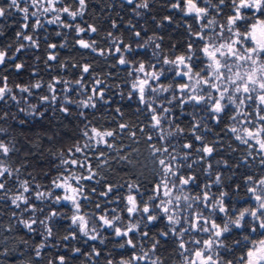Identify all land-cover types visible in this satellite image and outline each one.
Wrapping results in <instances>:
<instances>
[{
    "label": "snow or ice",
    "instance_id": "obj_1",
    "mask_svg": "<svg viewBox=\"0 0 264 264\" xmlns=\"http://www.w3.org/2000/svg\"><path fill=\"white\" fill-rule=\"evenodd\" d=\"M93 9L0 0V264H264V0Z\"/></svg>",
    "mask_w": 264,
    "mask_h": 264
},
{
    "label": "trees",
    "instance_id": "obj_2",
    "mask_svg": "<svg viewBox=\"0 0 264 264\" xmlns=\"http://www.w3.org/2000/svg\"><path fill=\"white\" fill-rule=\"evenodd\" d=\"M99 2V0H94V9L95 10V3ZM100 7H103V4H100ZM113 16H115V13H112ZM67 55V51L66 50H62L61 51V56H65ZM28 75L27 72H25L24 74H22L20 77H13V80H27ZM46 123V122H45ZM65 123L67 124V121H65ZM83 259V257H80L76 260L73 261V264H81V260ZM101 264H103V262L101 261Z\"/></svg>",
    "mask_w": 264,
    "mask_h": 264
}]
</instances>
